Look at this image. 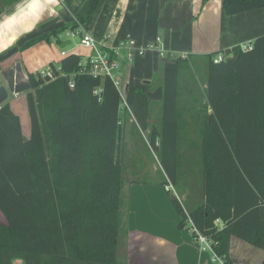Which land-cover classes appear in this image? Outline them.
I'll return each instance as SVG.
<instances>
[{"label":"trees","instance_id":"1","mask_svg":"<svg viewBox=\"0 0 264 264\" xmlns=\"http://www.w3.org/2000/svg\"><path fill=\"white\" fill-rule=\"evenodd\" d=\"M221 2L226 16L264 8V0ZM97 3L93 0L79 20L88 22ZM220 53L223 59L214 62ZM84 58L65 54L60 71L50 63L54 78L28 72V138L9 103L0 102V264H128L118 257L126 217L118 147L127 114L134 129L148 131L172 185L183 158L182 133L188 123L198 126L201 200L187 208L166 189L178 227L190 220L225 264H232L233 239L264 251V34L249 50L238 45L204 55L205 103L197 95L190 55L162 62L156 119L151 85H134L131 111L120 110L121 93L110 78L79 73ZM97 88L102 91L94 93Z\"/></svg>","mask_w":264,"mask_h":264},{"label":"crops","instance_id":"2","mask_svg":"<svg viewBox=\"0 0 264 264\" xmlns=\"http://www.w3.org/2000/svg\"><path fill=\"white\" fill-rule=\"evenodd\" d=\"M92 1L0 0V65L9 67V62L16 60L23 72H38L39 65L34 66V62L45 61L46 66L50 63L58 66L61 51L85 57L93 54L92 50L79 44L69 50L57 51L54 45L60 41L62 31L40 37L28 47H21L25 41L49 34L59 25H66L65 29L72 31L80 24L98 42L104 43L103 49L109 52L110 47H115L127 36L138 42L160 36L167 50L185 52L199 66L205 65L204 55L210 52H222L246 42L252 43L254 38L264 34V8L226 16L221 0H98L90 20L82 22L79 18ZM81 48L89 52L83 54ZM162 62L152 54L134 56L129 60L126 51L121 49L116 75L119 89L128 101L134 85H144L147 89L151 85L154 109L159 111ZM0 87L11 109L19 116L23 136L28 138L30 119L26 93L14 88L10 82L0 84ZM121 120L123 141L136 139L133 119ZM145 191H131L129 214L119 233V259L128 264H218L211 259V251L203 249L190 234L187 223L182 228L178 227L179 215L169 200L162 197L161 190L147 188ZM132 208L135 210L131 211ZM232 241V264H255L250 259L251 253L263 251L248 246L243 258L239 259L233 255ZM263 257L264 251L261 252ZM260 264H264V260Z\"/></svg>","mask_w":264,"mask_h":264},{"label":"rangeland","instance_id":"3","mask_svg":"<svg viewBox=\"0 0 264 264\" xmlns=\"http://www.w3.org/2000/svg\"><path fill=\"white\" fill-rule=\"evenodd\" d=\"M70 29L62 30L59 42L55 44V49L60 51L61 49L69 50L75 47V44H79L78 36H71ZM248 42L244 43L247 44ZM250 43V42H249ZM243 45V44H242ZM241 45V46H242ZM83 54L89 52L87 49H80ZM85 52V53H84ZM222 54V53H221ZM217 56V55H216ZM215 56V57H216ZM18 61L9 62V67H2L0 65V84H6L10 82V85L13 83V87L18 90H22V92L27 93L28 91H32L29 87L28 81V72H23L21 68L18 67ZM194 72L197 78V82L199 84L200 91L197 93L201 102H204V86H205V78H206V67L196 65L193 63ZM39 65V71L45 69L46 64L45 61L34 62V66ZM34 66H30L31 68ZM10 67H12L10 69ZM30 67L28 68L30 70ZM196 86V85H195ZM6 94H4L2 87H0V99L1 101H6ZM12 97V95H11ZM22 97V96H21ZM155 105V104H154ZM19 113L20 110H18ZM153 119L157 118L158 112H155L153 108ZM126 115V114H125ZM126 118H132L129 114L126 115ZM133 122V120H132ZM25 126V122L22 123ZM136 133V139L130 138L128 140L123 141V128L120 131L119 135V147H118V159L120 161V166L122 168L123 176L125 177L126 184L124 187V198L126 200V207L124 208V212L126 216L129 214V199H131V191L136 192L137 190L146 192L145 190H153L156 189L161 190V195L164 198H167L170 202V206L172 207V203L169 199V195L166 192V189H170L172 193H174L180 201H182L185 206L188 208L192 205H195L202 198V180H203V154L200 148V137L198 135V126L191 122L188 123L185 127L184 132L182 133L183 139L181 141V152L183 155L181 167L179 171L178 182L176 185H172L171 182L167 179L163 168L159 162L158 154L156 150L150 143L148 139V131L134 129ZM193 143V145H192ZM167 180V185H163L162 182ZM157 193V191H156ZM160 195V196H161ZM148 207V206H147ZM138 210H140L139 206H136ZM135 210L132 208L131 211ZM174 210V209H173ZM4 218L0 213V222H3ZM206 237V236H205ZM210 242V240H208ZM251 246L253 248L257 247L243 242L238 239H233L232 241V252L233 255L237 258H243L244 251ZM208 250V249H207ZM258 254L257 252L251 253V260L255 261V264H260L264 257L261 258V252ZM212 254V252H211ZM216 263L220 264L218 261Z\"/></svg>","mask_w":264,"mask_h":264},{"label":"built area","instance_id":"4","mask_svg":"<svg viewBox=\"0 0 264 264\" xmlns=\"http://www.w3.org/2000/svg\"><path fill=\"white\" fill-rule=\"evenodd\" d=\"M71 36L79 37V45L84 48L90 49L93 51V54L87 56L82 59L80 62L79 73H85L91 76H102L110 78L116 87H120V82L117 78L116 71L119 66V56L121 54V49L126 51V57L130 60L134 56H145L147 54H152L157 59L163 61H175L179 58H186L187 53L180 52L176 53L170 50H167L163 44V40L160 36H155L150 38L144 42H138L132 36H127L123 40H121L115 47H110V52L108 50H104V43L98 42L93 36H91L80 24L76 29L70 32ZM252 48V43L243 44L241 49L249 50ZM67 54L66 51H61V55L64 56ZM223 59L222 54H218L214 57V62L221 61ZM57 71H60L59 65L55 67ZM39 74L44 77L47 76L49 78H54L55 75L53 73V69L50 65H47L45 69L38 71ZM74 73L70 74L69 86L73 87L74 83L72 78L74 77ZM120 90V89H119ZM102 91V88H97L94 90V93H98ZM121 98H122V106L121 109H126L128 112L131 111V105L126 99L125 94L120 90ZM168 189V187H167ZM215 222L218 223V220ZM187 224L189 225L190 234L198 241V243L202 246L203 249H208L212 252L211 259L213 261H218L220 264H225L224 260L214 253L211 242H208V239L199 233L191 224L190 220H187Z\"/></svg>","mask_w":264,"mask_h":264}]
</instances>
